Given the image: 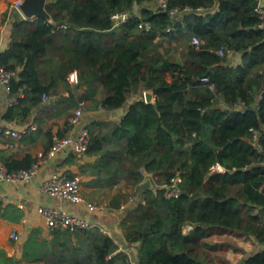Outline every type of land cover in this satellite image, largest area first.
Wrapping results in <instances>:
<instances>
[{
	"label": "trees",
	"instance_id": "obj_1",
	"mask_svg": "<svg viewBox=\"0 0 264 264\" xmlns=\"http://www.w3.org/2000/svg\"><path fill=\"white\" fill-rule=\"evenodd\" d=\"M154 1L50 0L46 9L53 23L0 13V25L11 23L0 66L14 73L11 95L17 97L4 106L6 121H25L38 109L69 118L79 98L111 110L124 107L130 94L151 90L154 95L151 102L130 103L119 122L85 124L86 154L99 156L88 165L97 183L137 187L119 218L126 247L98 227L54 229L50 240L38 241L32 232L22 259L219 264L217 258L223 264L221 248L234 244L221 235L236 233L257 246L237 264H264V97L258 101L264 89V30L254 11L257 0H167L166 9L152 6ZM172 9H178L175 16ZM117 12L130 17L115 26ZM164 42L168 47L160 52L158 43ZM222 46L226 51L219 56ZM230 52L241 54V65L228 62ZM74 71L78 83L72 87ZM44 95L50 97L46 103ZM34 161L26 156L3 165L28 169ZM216 164L224 171L214 172ZM177 175V194L168 195ZM146 177L153 188L141 187ZM122 201L116 195L111 205ZM187 225L192 228L185 233ZM211 237L218 242L211 243ZM129 247H137L135 257ZM1 256L0 264H20L21 259Z\"/></svg>",
	"mask_w": 264,
	"mask_h": 264
},
{
	"label": "crops",
	"instance_id": "obj_2",
	"mask_svg": "<svg viewBox=\"0 0 264 264\" xmlns=\"http://www.w3.org/2000/svg\"><path fill=\"white\" fill-rule=\"evenodd\" d=\"M8 2L10 1L0 0L1 14L7 12ZM152 4V6L155 5L156 7L155 1ZM9 21L7 20L4 24L0 25V51L8 47L11 40V23H8ZM228 62L234 66L241 65V54L230 52L228 54ZM71 85L72 87L74 86V84ZM60 92L62 96H68L69 94L68 91H64L63 89H60ZM141 95V92L130 94L124 107L118 108L122 111L121 114L117 112L118 109H104L92 105L90 101H87L88 104L83 116V123L88 124L93 120L119 122L124 116L128 105L140 99ZM4 109V99L2 98L0 104L1 164L8 163L9 161H19L26 156L37 160V154L49 148L50 134L52 142L54 137H59L58 133L63 132L64 129H66L65 134L71 130L69 124L65 126L68 118L66 114L54 116L50 112V109L46 111L38 109L34 110L25 121L19 120V122H14V127L18 130L26 129L21 138H15L6 135L3 131V128L8 126V121L3 118ZM72 111L73 109L70 110V113ZM33 121H37V128L35 130L27 128ZM98 158L99 156L88 155L86 153L80 155L74 154L68 150L45 162H41L36 175L27 182H0V260L3 259L1 254H4L21 259L20 264H44L43 261L29 262L24 258L22 259L23 247L32 232L36 235L38 241L50 240L51 229L46 225L44 218L37 211L40 205L55 206L67 210L71 214L97 221L105 229L103 232L113 237L121 249L126 247V240L123 230L119 225V218L130 203V200L136 198L137 187L127 185L124 181L107 187L98 184V176L88 169V165H95ZM54 171H67L72 175H79L81 177L82 194L88 200L104 204L110 209L103 213L89 212L84 205L73 204L67 199L43 191L41 189L42 182ZM213 171L222 172L224 168L220 166L217 169L213 168ZM116 195L123 196L124 201L118 206H113L111 205V200ZM186 227L189 230L192 228L190 225ZM14 230L20 236V240L17 242L13 241L10 237V234ZM248 243L247 245H250ZM128 251L132 257H135L137 247H129Z\"/></svg>",
	"mask_w": 264,
	"mask_h": 264
},
{
	"label": "built area",
	"instance_id": "obj_3",
	"mask_svg": "<svg viewBox=\"0 0 264 264\" xmlns=\"http://www.w3.org/2000/svg\"><path fill=\"white\" fill-rule=\"evenodd\" d=\"M23 0H14L7 7L8 18L15 14L19 15L21 18L25 19L20 11V5ZM156 7L166 9L167 0H155ZM254 11L259 18V27L264 30V1L257 0V4L254 7ZM171 16H175L178 13V9H172L169 11ZM130 17L129 12H117L112 15L113 24L115 26L122 24L127 21ZM145 26V24L140 25ZM167 30H170L167 28ZM193 42L199 44L200 41L197 38L193 39ZM226 51L225 47H220L216 50L219 56H224ZM14 73L7 71L0 66V104L2 98L4 99V106H12L17 102V97L11 95V80ZM69 81L71 84L76 85L78 83L77 72L74 71L70 73ZM202 82H207L206 77L201 78ZM146 90L142 91L141 98L145 100ZM43 103L50 100L48 95L42 97ZM87 100L84 98H79L77 100V106L73 109L71 115L68 118L71 130L63 137H54L52 145L46 151H41L37 154V160H35L28 169H18V170H8L3 164L0 163V182H27L36 175L41 162H45L55 156L60 155L62 152H67L70 150L74 154H85L88 145L90 143V133L88 128L83 123V116L87 109ZM101 107V106H99ZM29 129L37 128V121H33L27 127ZM6 135L21 138L25 133V130H18L14 127V122H8V126L3 128ZM254 138H256L257 133L253 131ZM220 166L216 164L214 169ZM181 179L177 175L172 179V183L168 186V195H176V183ZM41 189L45 192H49L60 198L69 200L73 204H81L89 212H99L103 213L108 211L110 208L101 203H94L88 200L81 191V177L79 175H72L67 171H54L52 172L41 184ZM40 216H42L46 222V225L51 229H63L68 232H75L80 230H89L92 228H100L102 231L105 229L97 221L84 218L80 215L71 214L69 211L55 207V206H45L40 205L37 208ZM13 241L17 242L20 240V236L17 231H13L10 234Z\"/></svg>",
	"mask_w": 264,
	"mask_h": 264
},
{
	"label": "rangeland",
	"instance_id": "obj_4",
	"mask_svg": "<svg viewBox=\"0 0 264 264\" xmlns=\"http://www.w3.org/2000/svg\"><path fill=\"white\" fill-rule=\"evenodd\" d=\"M9 1L10 2H8V5L14 0H9ZM8 5H7V7H8ZM154 7H155V5H154ZM165 47H168L165 42L164 43H158L157 49L160 52H162ZM173 52H174L173 56L176 57L179 55L177 52H175V51H173ZM81 91H83V89L77 90L76 93L79 95ZM188 230H189V228H187L185 226V228H184L185 233ZM221 236H226L229 239V241H231L230 244H234L233 245L234 247L233 246H227L226 248H221V255L219 257L224 261L223 264H226V263L237 264L241 259H243L245 257L246 253H251L257 249L256 244L247 236L237 235L236 233L235 234H229V235H221ZM243 238H246V239H243ZM210 240H211V243L218 242V238H216V237L215 238L211 237ZM248 242L250 243L251 246L247 245ZM215 262L220 264L222 261H218L217 258H215Z\"/></svg>",
	"mask_w": 264,
	"mask_h": 264
},
{
	"label": "water",
	"instance_id": "obj_5",
	"mask_svg": "<svg viewBox=\"0 0 264 264\" xmlns=\"http://www.w3.org/2000/svg\"><path fill=\"white\" fill-rule=\"evenodd\" d=\"M49 1L50 0H23L19 8L26 20L44 18L49 23H53L54 22L53 18L46 9V5ZM263 97H264V89L261 92L258 98V101ZM145 100L146 102H151L154 100V95L151 90L146 91ZM117 112L121 114L122 111L118 109ZM140 185L143 188H153L154 187L150 177H147ZM260 208H264V206L263 207L261 206Z\"/></svg>",
	"mask_w": 264,
	"mask_h": 264
}]
</instances>
